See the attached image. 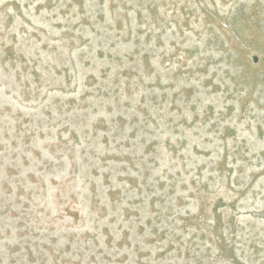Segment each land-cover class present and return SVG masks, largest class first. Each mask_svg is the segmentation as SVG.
Returning <instances> with one entry per match:
<instances>
[{"label":"rangeland","instance_id":"rangeland-1","mask_svg":"<svg viewBox=\"0 0 264 264\" xmlns=\"http://www.w3.org/2000/svg\"><path fill=\"white\" fill-rule=\"evenodd\" d=\"M0 264H264V0H0Z\"/></svg>","mask_w":264,"mask_h":264}]
</instances>
